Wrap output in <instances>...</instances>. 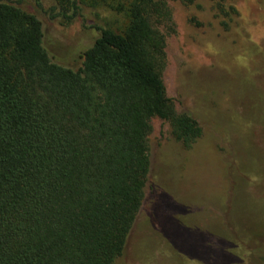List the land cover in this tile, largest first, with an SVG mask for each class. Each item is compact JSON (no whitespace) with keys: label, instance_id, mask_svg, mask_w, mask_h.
Returning <instances> with one entry per match:
<instances>
[{"label":"trees","instance_id":"trees-1","mask_svg":"<svg viewBox=\"0 0 264 264\" xmlns=\"http://www.w3.org/2000/svg\"><path fill=\"white\" fill-rule=\"evenodd\" d=\"M24 1L0 0V264H118L143 205L151 120L168 122L185 149L201 136L161 77L154 23L166 5L130 0L125 29L95 27L73 70L52 61ZM138 227L147 247L146 217Z\"/></svg>","mask_w":264,"mask_h":264},{"label":"rangeland","instance_id":"rangeland-1","mask_svg":"<svg viewBox=\"0 0 264 264\" xmlns=\"http://www.w3.org/2000/svg\"><path fill=\"white\" fill-rule=\"evenodd\" d=\"M71 1L77 10L21 6L41 22L52 61L78 70L95 27L125 29L130 0ZM163 1L168 16L154 23L165 38L161 77L201 136L185 149L168 122L151 120L137 224L146 217L154 235L138 247L136 224L118 264H264V0Z\"/></svg>","mask_w":264,"mask_h":264}]
</instances>
